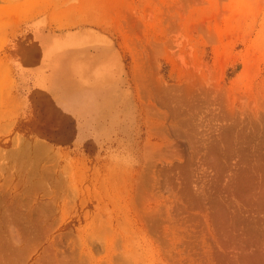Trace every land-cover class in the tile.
Instances as JSON below:
<instances>
[{"label":"rangeland","instance_id":"1","mask_svg":"<svg viewBox=\"0 0 264 264\" xmlns=\"http://www.w3.org/2000/svg\"><path fill=\"white\" fill-rule=\"evenodd\" d=\"M0 264H264V0H0Z\"/></svg>","mask_w":264,"mask_h":264},{"label":"bare ground","instance_id":"2","mask_svg":"<svg viewBox=\"0 0 264 264\" xmlns=\"http://www.w3.org/2000/svg\"><path fill=\"white\" fill-rule=\"evenodd\" d=\"M82 56V55H81ZM72 62V61H71ZM73 62H75V61H73ZM91 65V64H90ZM94 65V64H93ZM100 66V69H101V71L99 70V68L97 67L96 69H89L88 67L86 68V70L84 71L83 70V65L81 66V68H80V70L81 71H83L84 72V74H87V78L88 79H90V81H92V79H93V81H92V86L95 84V87H96V84L98 85V83L99 84H101V82L103 83V80H106V81H108L109 79H108V76L109 75H111V68L110 67H106V68H104V64H100L99 65ZM69 68H70V71L73 73L74 71L72 70V67H71V65H69ZM80 70H78L79 72H81ZM79 76V75H78ZM110 77V76H109ZM108 79V80H107ZM81 80H83V78L81 79ZM106 81H105V84H106ZM66 83V82H65ZM108 83V82H107ZM73 84H75V83H73ZM76 84L78 85L77 87H76V85H74V90H72L71 89V85L69 86V89H70V91H71V93L72 94H74V92L77 90V91H79L80 89H79V87H80V85L81 86H86L87 88L89 87V88H91L89 85L90 84H88L86 81H81V82H76ZM104 84V83H103ZM104 84V85H105ZM101 86V85H100ZM67 87H65V91L67 92V89H66ZM94 88V87H93ZM69 91V92H70ZM82 91V90H81ZM71 94V96L69 95V98H73V95ZM40 150V149H39ZM40 153V152H39ZM253 258H251V260L250 261H252V262H257V258L256 259H253ZM255 260V261H254Z\"/></svg>","mask_w":264,"mask_h":264}]
</instances>
